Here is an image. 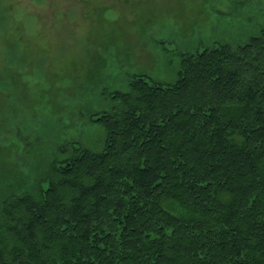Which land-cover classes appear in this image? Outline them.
Returning a JSON list of instances; mask_svg holds the SVG:
<instances>
[{
    "label": "trees",
    "instance_id": "1",
    "mask_svg": "<svg viewBox=\"0 0 264 264\" xmlns=\"http://www.w3.org/2000/svg\"><path fill=\"white\" fill-rule=\"evenodd\" d=\"M180 59L104 96L98 149L0 173V264H264V26Z\"/></svg>",
    "mask_w": 264,
    "mask_h": 264
},
{
    "label": "rangeland",
    "instance_id": "2",
    "mask_svg": "<svg viewBox=\"0 0 264 264\" xmlns=\"http://www.w3.org/2000/svg\"><path fill=\"white\" fill-rule=\"evenodd\" d=\"M262 26L264 0H0V173H44L62 141L98 149L86 117L133 74L174 81L182 53Z\"/></svg>",
    "mask_w": 264,
    "mask_h": 264
}]
</instances>
